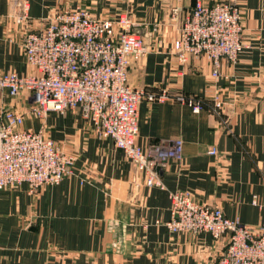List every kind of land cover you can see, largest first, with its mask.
Wrapping results in <instances>:
<instances>
[{"label": "crops", "instance_id": "1", "mask_svg": "<svg viewBox=\"0 0 264 264\" xmlns=\"http://www.w3.org/2000/svg\"><path fill=\"white\" fill-rule=\"evenodd\" d=\"M14 1L0 0V76L34 72L25 61L23 33L43 30L56 12L81 7L113 19L126 11L148 50L140 62L129 59L127 84L155 95L184 94L204 107L193 112L170 101L139 103V146L174 138L183 143L182 160L162 171L159 189L144 186L143 174L77 110L33 119L29 92L11 98L0 91V113H23L27 129L42 130L76 160L56 186L33 194L25 185L0 192V264H216L226 238L165 227L168 193L178 190L244 225L264 221V0H237L244 48L236 63L221 60L217 79L206 57L180 64L173 53L179 24L170 9L178 8L181 20L195 0H28L25 27L13 24ZM220 1L229 0H202ZM214 94L223 102L220 110Z\"/></svg>", "mask_w": 264, "mask_h": 264}, {"label": "built area", "instance_id": "2", "mask_svg": "<svg viewBox=\"0 0 264 264\" xmlns=\"http://www.w3.org/2000/svg\"><path fill=\"white\" fill-rule=\"evenodd\" d=\"M14 2L13 24L25 27L30 3ZM179 12L178 8L170 9L171 21L179 24L173 43L177 62L185 64L204 56L211 64L212 78L217 79L221 60L236 63L244 48L238 1L207 5L195 0L181 20ZM158 26L155 24L152 32H157ZM134 27L126 11L113 19L97 18L81 7L58 11L43 30L23 33L25 61L34 72L1 75L0 91H7L11 98L29 92L27 113L33 119L77 110L96 136L110 139L143 174L144 186L164 189L160 174L170 162L182 160L183 143L174 138L146 148L139 146V103L170 101L193 112L202 110L204 104L184 94L155 95L127 84L129 59L140 62L148 52ZM213 101L220 110L223 102L219 95L214 94ZM24 121L25 115L13 109L3 108L0 113V192L25 185L33 194L42 187L58 185L75 166L72 154L61 150L42 130L27 129ZM209 154L215 155L216 150L212 148ZM168 199L170 218L165 227L170 233L226 238L227 246L216 264H264V221L257 226L244 225L227 218L218 207L196 201L188 191L169 192Z\"/></svg>", "mask_w": 264, "mask_h": 264}, {"label": "rangeland", "instance_id": "3", "mask_svg": "<svg viewBox=\"0 0 264 264\" xmlns=\"http://www.w3.org/2000/svg\"><path fill=\"white\" fill-rule=\"evenodd\" d=\"M230 1V0H229ZM221 2V1H220Z\"/></svg>", "mask_w": 264, "mask_h": 264}]
</instances>
